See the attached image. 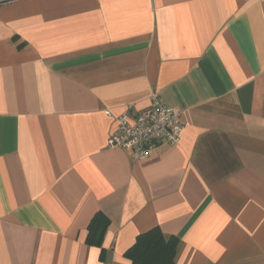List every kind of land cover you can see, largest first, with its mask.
<instances>
[{
  "label": "crops",
  "instance_id": "crops-1",
  "mask_svg": "<svg viewBox=\"0 0 264 264\" xmlns=\"http://www.w3.org/2000/svg\"><path fill=\"white\" fill-rule=\"evenodd\" d=\"M2 1L0 264H131L154 228L177 264H264V0ZM153 95L179 143L109 149Z\"/></svg>",
  "mask_w": 264,
  "mask_h": 264
},
{
  "label": "built area",
  "instance_id": "built-area-1",
  "mask_svg": "<svg viewBox=\"0 0 264 264\" xmlns=\"http://www.w3.org/2000/svg\"><path fill=\"white\" fill-rule=\"evenodd\" d=\"M117 123L107 147L128 151L136 160L147 159L163 144L177 145L185 128L179 113L169 108L158 95H153L152 104L133 120L125 114Z\"/></svg>",
  "mask_w": 264,
  "mask_h": 264
},
{
  "label": "trees",
  "instance_id": "trees-1",
  "mask_svg": "<svg viewBox=\"0 0 264 264\" xmlns=\"http://www.w3.org/2000/svg\"><path fill=\"white\" fill-rule=\"evenodd\" d=\"M111 224L104 213H97L88 227L86 243L102 248L103 239ZM180 247L176 237H165L159 228H154L139 235L135 244L125 253L131 264H177ZM105 251L102 252V258Z\"/></svg>",
  "mask_w": 264,
  "mask_h": 264
}]
</instances>
